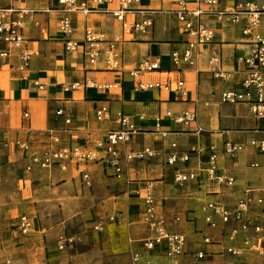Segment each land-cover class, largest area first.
Here are the masks:
<instances>
[{"label":"crops","instance_id":"obj_1","mask_svg":"<svg viewBox=\"0 0 264 264\" xmlns=\"http://www.w3.org/2000/svg\"><path fill=\"white\" fill-rule=\"evenodd\" d=\"M57 1L0 0V10L30 11L21 29L24 42L19 48H11L8 61L0 65V219L4 223L13 215H21L18 209L28 207L46 219L45 209L53 203L61 205V215L65 216L64 209H68L71 194L72 199L85 204L82 215L85 219L90 217L92 223L89 224L101 223L102 231L85 230L72 236L82 248L74 255L71 253L66 264H132L131 255L141 251L142 241L150 235L144 223L142 204L144 190L150 187L157 214L166 220L170 231L185 236L187 251L201 247L203 236L217 242L219 229L205 226L199 208L208 202L232 208L247 188L257 191L254 195H264V155L248 146L234 157L222 151L224 143L243 144L252 138H262L264 117H254L246 104L219 102L223 91L236 89L245 77V68L237 58L248 55L253 48L251 37L241 34V26L226 23L221 13L244 3L264 6V0H218L213 7L203 6L205 13L201 22L214 30V39L200 46L196 64L181 72L172 71L169 61V53L182 49L187 41L174 13L176 0H140L133 12L125 14L129 22L150 16L152 27L145 33L125 36L127 41L120 46V70L108 69L102 59L89 66L84 64L82 53L64 52L58 32L61 13ZM187 3L189 8L194 7L193 0ZM113 7L102 6L103 9ZM10 18L14 20L15 16ZM70 18L73 37L78 41L85 29L108 38L120 32L119 23L104 10L86 16L72 14ZM255 33L264 36V16ZM23 49L36 51L38 55L21 72L17 69V55ZM145 61H158L159 69L131 77L128 71L137 69ZM165 80L171 83L182 80L186 93L180 96L172 90L136 88L139 81ZM33 81H38L44 89L39 91L32 86ZM73 82L89 85L65 92L63 86ZM101 107L108 109V120L96 119L95 111ZM58 109L70 118L69 124L64 123V117L56 116ZM184 111H195L196 121L187 126L176 123L174 118ZM117 113L129 117L135 129L130 142L119 145L118 150L125 153L148 147L156 151V157L146 163H123V175L119 179L101 162L69 163L64 170L57 166L46 170L34 166L31 171H25L31 155L93 143L103 139L106 132L118 130L114 120ZM167 113L171 116H166ZM16 141L24 143L26 150L14 146ZM2 143L8 146L3 147ZM191 147L201 152L191 154L185 163L177 161L173 166L165 165L168 155L188 153ZM209 147H213L217 155L214 175L232 178L231 185L208 177ZM253 164L259 166L253 167ZM179 171L193 173L196 179L176 185L173 177ZM80 172L88 174L87 186ZM7 180L12 186L11 194L3 190ZM176 217L180 222L175 224ZM109 218L114 220L109 221ZM1 231L0 240L9 241L4 228ZM61 234L64 233H55L54 244ZM12 235L16 239L25 238L17 231L10 237ZM52 239L50 243L44 241V246L48 247ZM23 241L16 240L17 243ZM227 244L223 240L204 246L212 254L207 264H223L218 253ZM5 247L9 244L3 243L0 247V264L10 263L5 257ZM22 247L19 244L15 249ZM50 250L47 248L46 252ZM156 259L171 262L163 255L153 261ZM238 264L264 263L255 255L244 253Z\"/></svg>","mask_w":264,"mask_h":264},{"label":"built area","instance_id":"obj_2","mask_svg":"<svg viewBox=\"0 0 264 264\" xmlns=\"http://www.w3.org/2000/svg\"><path fill=\"white\" fill-rule=\"evenodd\" d=\"M139 2L140 0H58V10L61 13L58 32L62 37L64 52L82 53L84 64L89 66L98 63L102 59L108 69L120 70V46L127 41L125 36L145 33L152 27L150 16L143 17L140 21L129 22L126 20L125 14L133 12V7ZM217 2L218 0H193L194 7L189 8L187 0H176L177 10L174 13L181 30L187 36V41H185L182 49L172 50L169 53L172 71L181 72L193 67L196 64L198 48L212 43L214 30L206 27L201 22V17L205 13L202 7H213ZM104 5H114L115 7L103 9L102 6ZM99 10L106 11L119 23L120 32L108 38L102 33L85 29L82 39L76 40L73 37L74 30L70 16L72 14L86 16ZM29 12V10L13 8L0 10V65L8 61L11 48H19L24 42L21 29L24 18L29 16ZM12 15L15 16L14 20L10 18ZM221 15L226 23L241 26V34L251 37L253 48L248 55L237 58V62L245 68V77L236 89L223 91L219 96V102L222 104H246L254 117H264V36L255 33L260 25L261 17L264 16V6L258 7L252 3L239 4L231 11L222 12ZM37 55L36 51L21 50L17 55V69L21 72L25 71L30 60ZM158 69V61H145L137 69L130 70L128 73L131 77H136L141 73ZM88 85V82L83 84L73 82L64 85L63 90L67 92ZM32 86L39 91L44 89V86L38 81H33ZM136 88L141 91L172 90L180 96L186 93L182 80H176L173 83L169 80L150 83L139 81ZM55 114L64 117L65 124L70 123V118L64 114L62 109H58ZM166 116L170 117L171 115L167 113ZM95 117L98 121L108 120L110 113L106 107H101L95 111ZM114 120L118 125V130L106 132L103 139L96 140L93 143L48 150L41 155H31L25 171H31L34 166L42 170L57 166L64 170L69 163L84 165L90 162H101L103 165L110 167L113 170V175L119 179L123 175V163L134 161L146 163L156 157V151L148 147L139 151L121 153L118 146L129 143L135 129L130 118L121 113H117ZM174 121L187 126L196 121V113L195 111H184L176 116ZM56 141L54 140V142ZM13 144L22 150H26L24 143L16 141ZM2 146L7 147L8 143H2ZM245 146L250 147L256 153L264 155V136L260 139L246 140L243 144L224 143L222 151L227 156L234 157ZM171 147H175V145ZM200 152L201 149L191 147L188 153L182 155L171 153L168 155L165 165L173 166L177 161L185 163L191 154ZM216 161L215 150L213 147H209L206 168L208 177L215 179L218 183L225 182L231 185L233 183L232 178L214 175ZM258 166L253 164V167ZM80 174L81 179L87 186L89 182L88 174L82 172ZM195 179V174L180 171L175 173L173 177L176 185H183ZM144 192L142 199L143 216L150 235L142 241L141 251L131 255L132 264H137L140 261H143L142 264H154L153 258L158 255H163L171 262H175L176 259L186 254L190 255L194 264H198L212 255L205 250L204 246L219 244L223 240L228 243L218 253L222 256L223 264H238V259L244 253L253 254L264 263V195H254L257 191L247 188L232 208L228 209L222 204L213 202L203 204L199 208L200 218L207 228L219 229L218 240L220 242L218 240L215 242L216 240H213L210 236H203L199 244L201 247L187 253L185 236L170 231L166 220L157 214L152 189L146 187ZM108 220L113 221L114 219L109 218ZM178 222H180L179 218L173 219V223ZM15 228L19 235L27 237L32 233L34 224L29 216L21 214L16 218ZM93 230L102 231V224H94ZM74 244V237L64 234L58 235L55 241V247L58 251L71 248ZM143 257L144 260H142Z\"/></svg>","mask_w":264,"mask_h":264},{"label":"rangeland","instance_id":"obj_3","mask_svg":"<svg viewBox=\"0 0 264 264\" xmlns=\"http://www.w3.org/2000/svg\"><path fill=\"white\" fill-rule=\"evenodd\" d=\"M4 193L5 194H11L12 186L10 184V180H7L4 185ZM71 194H69L68 199V209H64V214L61 215L60 204H51L47 207L46 213V219H43V215L40 214L38 216L37 210L31 209V207L28 209H18V213L21 212V214H27L31 218H33L35 222L34 230L32 233L25 238H18L21 240H24L23 242L17 243L16 239L17 237L15 235H12L10 237V234L16 233V216L13 215L8 220H5L3 223L0 219V232L2 228H4V231L8 235L9 241L0 240V247L3 245V243L6 245L9 244V247H5L6 255L5 257L10 260L9 264H66V261L70 257L71 253L74 255L77 251H79L82 248V244L77 242V238L75 239V244L69 248V250L65 251H58L55 249L54 244V237L58 233H64L67 236H77L78 233L81 231H94L93 226L89 223H92V220L89 216L85 219L82 213L85 210V204L81 202H77L76 200L72 199ZM44 209V207H43ZM42 210V209H41ZM37 220L35 219V217ZM40 230V231H39ZM97 232V231H95ZM51 238H53V242L48 245V247H45V242L48 241L51 242ZM12 239V241H10ZM45 239V240H44ZM2 241H4L2 243ZM23 246L20 249H15L16 246ZM47 248L51 249L49 252H46ZM58 252H56L55 250ZM187 253H190V250L187 251ZM210 258H208L206 261H201L198 264H207V261H209ZM252 260V259H251ZM253 261L257 262V259L254 258ZM154 264H194L190 258L189 254H186L184 256L179 257L176 259L175 262H168L164 259H156Z\"/></svg>","mask_w":264,"mask_h":264}]
</instances>
